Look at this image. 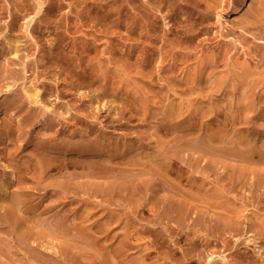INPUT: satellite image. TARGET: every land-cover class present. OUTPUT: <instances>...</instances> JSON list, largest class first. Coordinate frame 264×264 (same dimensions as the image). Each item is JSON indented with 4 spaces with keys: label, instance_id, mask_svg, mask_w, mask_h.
Listing matches in <instances>:
<instances>
[{
    "label": "rangeland",
    "instance_id": "374dc122",
    "mask_svg": "<svg viewBox=\"0 0 264 264\" xmlns=\"http://www.w3.org/2000/svg\"><path fill=\"white\" fill-rule=\"evenodd\" d=\"M243 1L244 6L236 4L238 0H220L217 5L214 0H31L35 9L39 8L40 2L43 4L41 12L36 14L31 9L30 12L24 14L20 18L18 24L20 28L17 32L21 35L26 47L27 45L32 46V51L27 52L30 55L29 58L26 54H22V57L11 65H8L5 59L3 60V65H0L1 98L5 99L10 93L8 86L16 85L18 81L16 86L19 87V93L15 86L12 87V91L15 90L19 96H23L22 86L23 83L26 84V80L22 78L28 76L32 78L39 76L40 82L41 80L47 81L48 84L54 85L50 99L51 102H58L60 105L66 104L69 100L73 103L74 100L71 96L66 99L62 97L60 89H68L72 92L86 89L91 91L88 93L96 97L94 91L99 93L102 86L99 83L110 82L116 89L114 92L119 94V102L114 109L115 106L112 105L111 99H101L98 103L96 98L93 99L95 106L90 110L100 118L89 120L93 122L92 125L96 130L92 135L105 136L107 143H114L121 150L127 151L124 148L132 146L139 148V153L133 152L132 156L139 154V160L135 162L138 163L136 168L143 166L145 169L142 168L144 172L140 170L141 168L140 171L135 170V166L129 163L128 159L121 161L120 166L129 170L119 172L123 175L121 178L119 173H113L114 176L111 173L107 175L112 176L95 177L99 188L114 190V192L103 194L100 190V195L98 192L93 196L88 195L84 190V186L90 181V176L87 172H83L82 167L77 170L73 167L69 168L67 170L69 172L54 170L48 179L40 183L39 188H42L37 192L36 200H43L46 197L41 202V206L44 205L42 207L45 208V204L56 201V196L52 195L54 190L49 189L48 191L44 187L45 184L50 183L51 179L77 176L82 182L78 186L80 191L76 195H73L76 192L68 193L66 199L69 202L72 200L81 202L82 209L85 211L84 215L78 218L81 224L72 223L75 214L71 207L67 206V208L63 205L58 208L54 207V210H50L51 207L50 212H46L40 218L44 224L38 223L40 219L27 224V229L34 233L38 242L46 244L45 248L41 247L45 250L43 258H37L27 252L21 247L18 237L10 232L9 227L6 224H0V260L2 259L0 264H23L24 261L30 262L29 264H48L47 261H52L51 264H55L63 263L64 259H67L65 262L70 261L72 257L76 258L75 260L80 259L81 264H104L102 261L104 256H110L111 264H133L132 262L135 263L142 255H145L148 264H163V262L165 264H209L211 262L209 259L214 253H223L230 257L234 250L221 248L223 245L221 239L213 240L211 249L204 243L212 236L209 227L213 221L223 216V221L228 222L229 213L232 212L227 209L223 211L211 200L201 199L200 194H197L195 190L199 186L198 183L202 181L206 183L202 186L205 191L213 187L219 188L224 196L223 200L232 202L234 200L236 204H243L242 201H244L245 206H248L241 209L245 216L240 214L243 225L240 233L235 236L243 238V235L249 234H244L246 228L244 225L250 224L247 219L254 217L252 211H258L256 205L259 204L258 201L263 200L259 196L262 193L264 196V189L252 188V178L242 179L243 173L240 169H242V164H245L244 160L246 161L242 155L237 154L235 150L226 154L217 152L216 146L207 140L208 131L220 130L225 131L226 135H229L226 137L234 141L233 144H229L233 147L239 140L235 146L238 147V143L240 144L243 139L253 145L264 143V80L258 81V86L254 85L259 91L255 90L248 99H240L228 92L237 83V80L233 78L234 73L242 71L240 65L234 66L235 61L237 59L241 62L249 60L247 52L250 50V45L254 46L255 43L264 45L263 38L254 35L257 30L235 27L239 18L245 15V8H248L252 0ZM13 3L14 0H1V4L6 8V15L0 20L2 44L13 32L9 26L10 15L17 9ZM207 9L213 10L209 21L206 24L197 23L194 31H191V25L199 21ZM77 23L79 26L76 27ZM207 29L211 30L210 35L205 32ZM7 34L10 35L7 36ZM192 35H196L197 38L191 43L189 37ZM62 36L66 37L65 41ZM245 37L249 39L248 42ZM41 45L45 48L41 49ZM66 49L69 50L67 55L72 61H67L65 57H62L67 53ZM260 50L261 52L253 59V64L258 65L259 71L264 68L263 47ZM211 55H217L220 62L217 66L202 71L203 59ZM41 60L44 61L43 65L40 63ZM88 63H91L95 69L93 80H98H95V84L99 87L92 86L91 83L89 84L91 80L87 83L85 78L79 75ZM202 72H204L203 75ZM189 77L192 80L187 84L186 79ZM166 78H172V82L168 83ZM176 83L182 85L178 86ZM222 85L224 90H222ZM122 86L127 96H122ZM187 87H190L193 94L185 95L181 92L182 88ZM138 89L150 95V98H144L145 105L134 99ZM177 90L180 91L179 94ZM83 99L84 102L88 101L86 98ZM106 100H109L108 103ZM103 103L112 106L113 114L106 110ZM21 117L23 113H20L19 118ZM49 119L54 120L55 117L50 113ZM0 122V134L6 137L5 139L0 135V141L2 140L0 149L5 152L2 155L0 151L3 157L0 160V176L5 177L6 165L11 163L13 157L21 158L28 151V144L26 137H18L19 133L15 139L17 142L14 140L12 143L8 137L9 126L5 121L4 124ZM56 123L57 127L53 129L55 132L61 127L58 122ZM79 125L75 128L66 127V129L86 131L85 126ZM247 137L252 138V141ZM23 144L26 148L22 146ZM16 145H20L22 151L17 150ZM110 148H113V145ZM160 149L166 151V157L171 158V168L164 175L157 172L163 164L156 162L155 159ZM15 151H19L16 152L17 156ZM249 161H246L249 166L251 164L255 166ZM108 164L111 165L110 162ZM133 169L131 173L130 170ZM258 171L260 170H255L250 166V169H246V174L250 173V176H253V172ZM196 181H198L197 184ZM92 200L94 204L99 201V204L87 210L86 205L93 202ZM105 202L110 203V206ZM262 203L264 204V201L259 204V207H262L259 209L264 216ZM171 205L177 206L172 220L165 217L170 213L169 206ZM181 205L185 209L183 214H180ZM40 213L41 211H38L36 215ZM68 213L71 216L68 217ZM65 215L68 224H54ZM159 216L162 218L160 219ZM167 225L174 228V233L178 234L173 233L176 235L175 238L168 236L170 231L166 232ZM192 229L198 233L195 239L188 237V232ZM235 236L231 238L228 235L232 242L231 245L235 243ZM250 238L253 239L251 242L253 244L249 247L251 254L258 250L256 246L258 243L254 240H258L259 243L264 242V233H252ZM2 247L7 248L10 254L2 250ZM119 247H123L122 250H119ZM191 249L194 253H191L192 261L189 262L190 260H186L187 256L185 259V252ZM213 249L217 251L213 252ZM105 250L107 255L103 254ZM51 254L58 255L60 260H56ZM15 258L18 259L17 262L14 261ZM216 260L218 261L214 264H224L223 257L217 256Z\"/></svg>",
    "mask_w": 264,
    "mask_h": 264
},
{
    "label": "bare ground",
    "instance_id": "6f19581e",
    "mask_svg": "<svg viewBox=\"0 0 264 264\" xmlns=\"http://www.w3.org/2000/svg\"><path fill=\"white\" fill-rule=\"evenodd\" d=\"M131 1H135V0H131ZM219 1L220 0H214L216 5L218 4ZM235 3L240 4L241 6L242 5L244 6V4H245L243 0H238V3L237 2H235ZM13 5L17 6V7H15V8H17L15 10V12L11 13V15L9 14L11 16V20H9L10 21L9 26L11 27L13 32H12V35L9 34L10 36L7 34V36H9V37L8 38L6 37L7 39L5 38L6 40H5L4 44H2V42L0 40V65L3 63L4 59L8 62V65H11V63H14V62H16L17 59H20L22 57V54H24V55L26 54L27 58H29L28 56H30V55L28 53L32 51V48H31L32 46L27 45V47H26L24 45L25 43H23L21 35L17 32L20 28L18 24H19L20 18L24 14L30 12L31 9H33V11H35L36 14H39L41 12L42 7H43V4L40 2L39 8L35 9L34 6L32 5L31 0H14ZM236 8H238V7H236ZM5 9L6 8L1 4V0H0V20L6 15ZM212 11L213 10H211V9L210 10L207 9V11L204 13L203 17L199 21H197L195 24L191 25V28H190V29H192L191 31H194V26L197 23L198 24H206L210 19V14L212 13ZM245 12L247 14L245 13L244 16H241L239 18L238 24H236L235 27L237 29L244 27V28H248L250 30H257L258 32L257 31L254 32L255 33L254 35H256V37L260 36L264 40V0H252L248 4V8H245ZM29 24H30V22L28 23V25ZM77 26H79L78 23H77L76 27ZM205 32L208 33L209 35L211 34V30H209V29H207V31H205ZM196 38H197L196 35L190 36L189 42H191V43L194 42L196 40ZM62 39L65 41L66 37L62 36ZM245 40L248 42L249 39L247 37H245ZM40 41H42V40L40 39ZM249 47H250V50H248V52H247L249 54V60H244L241 62L237 59L235 61L236 64H234V66L240 65L239 67H241V70H242L241 73H234L233 78H234V80H237L235 87H233L231 90H228L227 89L228 87L226 88L232 96L236 95V97H240V99L242 98L243 100L248 99L250 97V95L254 94V92L256 90L255 86L258 84V81L260 82L261 79L264 80V68L261 71H259L258 65L253 64V62H254L253 59L259 52H261V50H260L261 47H263V54H264V45L255 43L254 46L250 45ZM44 48H45V46L43 45V47H42V45H41V49H44ZM68 49H66L65 52H67V53L62 57H65V60H67V61H72L71 58L67 55L68 51H69ZM91 49H93V47ZM216 56L217 55H211L210 57L206 56L201 63L202 64L201 70L205 71V70H208L209 67L217 66V64L220 62V59ZM24 62H25V60H24ZM28 62H29V60H28ZM40 63L44 64V61L41 60ZM91 65H92L91 63L86 64V66L83 68L84 71L83 70L80 71L79 75L81 77L85 78L84 80L87 83L89 80H91V81H89V84L91 83L92 86L94 85V86L99 87V85L100 86L102 85L99 93H98V91H94L96 97H93L94 94L92 95V93L91 94L88 93L91 91H87L86 89H79L77 92H72L71 90H68V89H65V90L60 89V91H61L60 94L62 97H64L66 99L67 97L71 96V98L74 99L73 103H71L72 101L69 100L68 102H66V104L60 105V103H58V102H51V99H50V94L52 92V89L55 88L54 85L48 84L49 82H47V81H46L47 83L45 81H42V80L40 82L41 78L39 76L38 77L35 76L32 78L30 76L26 77V75H25V77L27 79L22 78L23 80L24 79L26 80L25 81L26 84L24 85V83H23V86H22L23 90H24L23 96L18 95L19 87H17L16 85L18 84L19 81L16 83V85L8 86L10 88V93L6 96L5 99H2L0 96V121H2L3 124L5 121L7 123V125L9 126L8 137L11 139V141L13 143L14 140L16 139V135L19 133L18 137L19 138L26 137L25 138L26 142L29 145V146L27 145L28 151L26 153H24V155H22L21 158L18 157L19 158L18 159L17 157H13L11 159V163L6 165V167H5L6 172L4 173V174H6V176L5 175H4L5 177L0 176V224H6L9 227L10 232L18 237V240L20 242L21 247L25 248L27 250V252H29L31 255H33L37 258H43L45 250L42 249L41 247H44V245L46 247V244L38 242V239L34 236V233L27 229V227H26L27 224H30V222H33V223L36 222L38 219H40L42 216H44V214L46 212L49 213L50 210H52L54 207L58 208L61 205H63L64 207L69 206L72 208V211L75 214L74 221L72 222L74 224H81V222H80L81 220L79 221L78 218H81V216L84 215V212H85L82 209L81 202H76L75 200H72L69 202L66 199V196H68V193L76 192L75 194L73 193V195H76L80 191V188H78V186L81 185L82 182L79 181L80 179L77 176L76 177L70 176V177H65V178H61V179L60 178L59 179H53V180L51 179V182L50 183L48 182L49 184L47 183L48 185L45 184L46 186H44V187H46L48 189V191H49V189H53L54 192H52V195L56 196L55 197L56 201L51 203V204H45V208L42 207L44 205L41 206V202L44 201V199L46 197L43 200H41V199L39 201L36 200L37 199V192L42 188V187L39 188L40 183L42 181L48 179L49 178L48 176L53 174L52 172L54 170H59L60 172L62 170H64V172H65L69 168H72V167L75 170L82 167L83 172H87V174L90 176V181L87 182L86 186H84L85 187L84 190L86 191V193L88 195L93 196L95 194H98V192L100 190L103 194L108 193V192L113 193L114 190L109 191L106 188H102V189L99 188L98 187L99 183L95 181V177L104 176V175H106L105 177H107V176H112L113 173L117 174L119 172L122 173L125 170L129 171L127 168L120 166V165H122L121 161H123L125 159H128L129 160L128 162L132 163V165L135 166V168H136V165L138 164L135 162H137V160H139L138 159L139 154H137L136 156H132V153L133 152L139 153L138 152L139 148H134L132 146L130 148H124L127 151L121 150L120 148L117 147L116 144L107 143L106 142L107 139L105 138V136L100 137L99 135L97 136L96 134L92 135V133H95L96 130H95V127L92 125L93 122H91L89 120L92 118H96V117L98 119V117H99V116H95V114H94L95 112L93 113L90 110L91 107H93V109H94V106H95L94 105L95 101L93 99L96 98L97 103L100 102L101 99H104V100L105 99H111L112 105L115 106L114 109H116V105L118 104L117 102H119L118 100L120 97H119V94L114 92L115 88L110 82L105 83V84L99 83V85L95 84V80H97V79L93 80L95 78V72H94L95 69ZM203 73L204 72H202V75H203ZM42 77L46 78L45 76H42ZM195 78H197V77H195ZM14 79H16V78H14ZM46 79L48 80L49 78H46ZM166 79H167L168 83L172 82V78H166ZM191 80L192 79L190 77L187 78L186 79L187 84H189ZM176 85L181 86L182 84L176 83ZM14 86L17 87L18 93H16L15 90L12 91L13 90L12 87H14ZM20 89H21V85H20ZM123 89H124V87L122 86V91H123L122 96H127V95H125V91ZM97 90H99V89L97 88ZM222 90H224V86H223ZM258 91L256 90V92H258ZM181 92L184 93L185 95L193 94L192 93L193 91L190 89V87L182 88ZM177 93L179 94L180 91L177 90ZM225 94H227V92H225ZM135 95H137V96H135L134 99L143 105L146 104L144 98H150L149 97L150 95L143 93L142 90H139V89H138V91L135 92ZM263 95H264V93H263ZM254 96H256V95H254ZM111 97H113V99ZM83 98H86L88 101L84 102ZM79 100H80V102H79ZM108 101H107V103H108ZM107 103H103V106L105 105L106 110H109V112H111L113 114L114 109L111 108L112 106H108ZM70 105L71 106L74 105V106L71 107ZM20 113H23V117H21V118H19ZM50 113L55 117L54 120L49 119ZM97 113H99V112H97ZM111 113H109V114L111 115ZM107 115H108V113H107ZM106 118L110 119V117H108V116H106ZM56 122H58L61 125V127L56 129V132H55V130H53V129H55L57 127ZM185 123H187V122L185 121ZM79 124L82 126H85L86 131H80L77 129H75L74 131H70L69 129H66V127L75 128ZM5 127H7V126H5ZM208 132L209 133H207V136L209 135V138L207 140H210V143L213 144L214 146H216L215 148L218 149L217 152H221L223 154H226V153H230L231 151L235 150L237 154L243 156L242 157L243 159H246V161L250 160L249 161L250 163L255 164V166L251 164L250 165L251 168L253 167V168H255V170H260V171H258L257 173L253 172V176H250V173L246 174V169H250V166L244 160L245 164H242V166H241L242 169H240V170H242V173H243L242 179L244 180L245 177L252 178V181H251L252 182V185H251L252 188H259V189L263 188L264 189V143H262V145L258 144L259 146L255 145L257 143H255L253 145L250 142H246L245 139H243V137H245V136H243L242 137L243 140L240 139L241 140L240 144L238 143L239 146L235 147L236 143L239 141L238 140L234 144L235 145L234 146L235 148H234L232 145H229V144H233L234 141L227 138L229 135L227 136L225 131H223L224 133L220 130H216L214 132H212V131H208ZM248 133L251 134V132H248ZM28 134H30V135H28ZM243 134H245V133H243ZM0 135H2V134H0ZM2 136H4V138L6 139L5 135H2ZM90 136H91V138H90ZM250 137H252V136H250ZM230 138H231V136H230ZM247 138L250 139L249 137H247ZM250 140L252 141V138ZM15 141L17 142V140H15ZM225 144H228V145H225ZM112 145H113V148H110ZM12 146L14 147V145H12ZM22 146L24 147L25 145L23 144ZM6 148L8 150V147H6ZM16 148H17V150L22 151V147L20 145H16ZM25 148H26V146H25ZM0 151L2 152L1 153L2 155L5 154L4 150L0 149ZM19 151H15V153L19 152ZM12 152H13V150L11 151V153ZM157 153L158 154L155 155L156 162L163 163L162 166L159 167L160 170H158L157 172H159L161 175H164L171 168V162H170L171 158H170V156L166 157L167 153H166V151H164L162 149L158 150ZM12 155L14 156L15 154H12ZM141 155H143V154H141ZM16 156H17V153H16ZM256 156H258V157H256ZM239 157H241V156H239ZM2 158L3 157H1V155H0V160ZM141 159L143 160V158H141ZM109 162L111 165L108 164ZM112 163H115V164L112 165ZM145 165H146V163H145ZM236 165H239V164L236 163ZM204 166L207 167V165H204ZM138 168L139 169L141 168L140 170H142V168L145 169L143 166L138 167ZM235 168H237V167H235ZM139 169L136 168L135 170H139ZM147 170H149V169H147ZM133 171H134V169L130 170L131 173ZM142 171L144 172V170H142ZM67 172H69V171H67ZM111 173H112V175H107V174H111ZM128 174H130V173H128ZM119 175H120V173H119ZM121 176H123V175H120V178H121ZM128 176H131V175H128ZM117 178H119V177H117ZM253 178H254V181H253ZM251 182H250V184H251ZM195 183L197 184L198 181H196ZM133 184H134V182H133ZM198 184H199V186L197 187V190H195V191L197 194H200L201 199L211 200L213 202V204H218V206H220V208H222L223 211L225 209H227L230 212H232L231 214H233L231 216V214L229 213L230 219L228 222L223 221V219H222V218H224L223 216L218 218L217 220L215 219L216 222L214 220L212 225L209 227L210 233L212 234V236L210 238H208L206 240V242L204 243V245H206V247L211 249L213 246V240L219 241V239H221L223 241V245L221 248H225V249L230 248L231 250L232 249L234 250L233 253H231V255H230V257H232V259L226 254L224 255L223 253H220V254L214 253V255H212V258L209 259L211 261L209 264H214V262H217L218 261V260H216L217 256L223 257L224 262L223 261L222 262L224 264H258V263L264 264V242L259 243L258 240H256V241L254 240L255 243H258V244H256V246L258 247V250L256 252L254 251L251 254L249 252V247L251 244H253V243H251V242H253V239L250 238V235L252 233H255V232L264 233V216L261 213L262 211L260 212V209H259V208H262V207H259V204L264 201L263 193L260 194V196H259V198H262L263 200L261 201L259 199L260 200V201H258L259 204H258V202H256L258 205L254 204V205H256V207H258V209H257L258 211H252L253 212L252 216L254 215V217L247 219V220H249L250 224L244 225V227L246 226L244 234H248V233L249 234L243 235L241 233L244 236L243 238H241V237H236V236L238 235V233H240L241 226L243 225V221H241L242 216L240 214H242L243 217L245 216L243 214L244 212L242 213V210H241L246 205V204H244L245 202L242 201L243 204H236V203H234V200H233V202L230 200H228V201L223 200L222 197H224V196L220 193L219 188L217 189L216 187L215 188L213 187L212 189L209 188L210 189L209 191H207V190L205 191L204 188H202V186H204V184H206V183L201 181V183H198ZM201 189H203V190H201ZM206 189H208V187ZM115 192H116V190H115ZM232 193H234V192H232ZM257 194H258V192H257ZM99 195H100V192H99ZM112 197H113V195H112ZM47 198H50V197H47ZM104 198H105V196H104ZM117 198H118V194H117ZM117 200H119V199H117ZM248 200H249V198H248ZM122 201H124V200H122ZM250 202H252V200ZM116 203H112V204H116ZM123 203H125V202H123ZM126 203H128V202H126ZM253 203H252V205H253ZM98 204H99V201L97 204H94V201L87 203L86 209L87 210L92 209L93 206H95V205L98 206ZM107 204L108 203H106V205ZM261 205L263 206L264 204L262 203ZM247 206H245V207H247ZM176 207H174L173 205L169 206L170 213L169 214L167 213L168 216H165V217L172 220L174 218L173 212H175ZM179 209H180V214H183L185 212V209L182 208V205H181V208H179ZM253 209H251V210H253ZM126 210H127V208H126ZM254 210H256V209H254ZM38 211H41V213L39 215H36ZM98 211H99V209H98ZM100 211H101V209H100ZM24 212H26V213H24ZM167 212H168V210H167ZM69 215L70 214L68 213V217H69ZM124 215L126 216V214H124ZM186 215H187V212H186ZM117 216H119V215H117ZM224 216H225V214H224ZM127 218H129V217L127 216ZM161 218L162 217H160V219ZM109 219L111 220L112 218L110 217ZM125 220H126V218H125ZM154 220H156V218ZM41 221H42V219H40V222H38V223L44 224L43 221L42 222ZM154 222H156V221H154ZM170 222H173V221H170ZM165 223H166V221H165ZM45 224H46V222H45ZM54 224H68L67 223V216L66 215H65V217L63 216L60 220H58L57 222H54ZM92 224H95V223H92ZM169 228H171V230H169ZM165 230H166V232L170 231L168 234V236L169 235L172 236L170 238H175L176 235H178V234L174 233L175 232L174 228H172L170 226L168 227V225L166 226ZM251 231H252V233H250ZM173 233L176 235H174ZM228 235H230V237L236 235L235 236L236 240H235V243L233 245H231L232 242H231V239L228 237ZM196 236H198V233L196 232V230L192 229L188 232L189 238L195 239ZM254 236H256V234ZM207 237H209V236H207ZM174 240L177 242L176 239H174ZM192 244H193V241H192ZM171 245H172V243H171ZM151 247H153V246H151ZM177 247H179V246H177ZM106 248H108V247H106ZM122 248L123 247H119V250H122ZM2 250H4L7 254H10L8 252L7 248L2 247ZM191 250H189L188 252H185L186 253L185 259L187 256L188 259H186V260H190L189 262L192 261L191 260L192 259L191 253L192 252L194 253V251H193L194 247H193V250L192 251ZM0 251H1V249H0ZM169 251H171V250H169ZM216 251H217V249H213V252H216ZM106 252L107 251L105 250V252H103V254L105 253L104 255H107ZM51 256L53 258H55L56 260H60L58 255L51 254ZM104 257L102 260L104 262V264H111L110 256L109 257L104 256ZM75 259H74V257H72L69 259L70 261L65 262L67 259L66 260L64 259V260H62V261H64L63 263H55V261H54V263L55 264H69L68 262H70V264H81L80 259H77V260H75ZM17 260L18 259L15 258L14 261L17 262ZM0 261H2V259ZM41 261H42V259H41ZM8 262H10V261H8ZM49 262L51 264L52 261H49ZM49 262L47 261L48 264H49ZM56 262H58V261H56ZM168 262L169 261H167V263ZM29 263H28V261L23 262V264H29ZM45 263H46V260H45ZM132 263L133 264H148L145 255H142V257L138 258L135 263L134 262H132ZM163 264H165V262H163Z\"/></svg>",
    "mask_w": 264,
    "mask_h": 264
}]
</instances>
